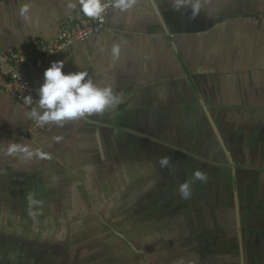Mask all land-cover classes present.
Listing matches in <instances>:
<instances>
[{
  "label": "crops",
  "instance_id": "crops-1",
  "mask_svg": "<svg viewBox=\"0 0 264 264\" xmlns=\"http://www.w3.org/2000/svg\"><path fill=\"white\" fill-rule=\"evenodd\" d=\"M69 2L0 4V54L55 38L83 15ZM61 60L122 100L29 139L28 111L0 91V264H264V0L112 8L34 72L36 100Z\"/></svg>",
  "mask_w": 264,
  "mask_h": 264
},
{
  "label": "clouds",
  "instance_id": "clouds-1",
  "mask_svg": "<svg viewBox=\"0 0 264 264\" xmlns=\"http://www.w3.org/2000/svg\"><path fill=\"white\" fill-rule=\"evenodd\" d=\"M174 7L179 10L184 7L186 0H173ZM70 9L79 7L80 12L84 16L91 19L103 20L106 9L109 5L103 3L102 0H78L70 2L67 5ZM133 6V0H114L111 5L113 9L126 11ZM193 13L199 11L198 4H192ZM28 6L25 5L20 9V15L25 19L27 16ZM120 52L119 45H114L112 54L118 57ZM65 61H55L44 72V81L38 89L39 99L35 100L36 107L31 108L27 115L33 119L39 126L45 127L55 125L62 127L66 121L76 120L91 116L93 114H102L107 108L118 105L122 97L114 92L111 85L98 86L90 77L87 71L67 72L63 71ZM25 104L31 106L33 97L28 95L25 97ZM59 141L61 137H54ZM22 154L25 158L31 159L35 156H43L39 151H33L27 145L9 144L6 154L13 155ZM169 158L163 157L159 164L161 168L167 167ZM193 179L204 182L207 176L196 171L193 173ZM179 194L182 199H189L192 195L191 185L185 182L179 186Z\"/></svg>",
  "mask_w": 264,
  "mask_h": 264
},
{
  "label": "built area",
  "instance_id": "built-area-1",
  "mask_svg": "<svg viewBox=\"0 0 264 264\" xmlns=\"http://www.w3.org/2000/svg\"><path fill=\"white\" fill-rule=\"evenodd\" d=\"M10 1L0 0V4ZM102 2L109 5L103 14V20L91 19L84 15L78 17L70 15L61 22L55 38L32 39L23 50L9 49L0 54V91L11 96L21 108L28 112L31 108H35L36 98L31 76L65 48L75 42L85 41L101 31L112 10L111 5L114 0H102ZM28 95L33 97L31 106L25 104V97ZM42 129L43 127L29 117L27 125L29 139H32Z\"/></svg>",
  "mask_w": 264,
  "mask_h": 264
}]
</instances>
